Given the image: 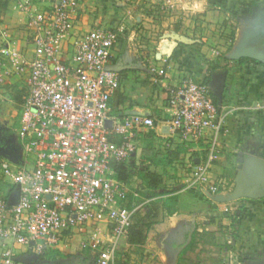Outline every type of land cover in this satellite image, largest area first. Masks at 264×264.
Wrapping results in <instances>:
<instances>
[{"label": "crops", "instance_id": "crops-1", "mask_svg": "<svg viewBox=\"0 0 264 264\" xmlns=\"http://www.w3.org/2000/svg\"><path fill=\"white\" fill-rule=\"evenodd\" d=\"M33 1L42 10L50 6V0ZM163 1L78 0L73 13V36L93 28L117 32L106 66L119 78V87L109 100L111 114L137 113L155 122L152 130L138 132L135 155L124 163L130 174L128 192L138 194L129 201L141 199L138 203L145 205V213L151 200H162L170 193L177 197V211L163 215L146 234L140 249L148 259H139L126 238L119 241L116 255L127 258L125 264H153L154 260L162 264H229L231 249L232 264H264V197L228 199L239 171L248 181H264V63L229 57L243 46L264 48V0H167L174 5L161 13L158 6ZM29 39L26 15L7 0L6 8H0V46L14 48L31 59ZM6 66H10L8 61ZM152 66L163 68L166 77L154 81ZM27 78V72L9 74L0 82V160L13 168L20 167L25 157L17 131ZM187 78L207 82L215 104L226 112L221 151L210 169L211 179L220 185L214 194L198 187L178 189L193 166L205 159L210 138L208 131L198 141L189 142L169 130L166 88ZM17 196L16 188L2 181L0 198L9 204ZM225 204L232 208L229 213L222 211ZM159 212L163 214L160 208ZM95 227L85 234L74 231L67 249L51 250L56 252L53 258L35 256L26 246L0 240V264L6 248L13 251L16 264H95V260H87L86 253L92 251H82L79 244L85 236L108 240L105 216ZM191 240L195 246L186 251ZM122 250L126 252L121 254Z\"/></svg>", "mask_w": 264, "mask_h": 264}, {"label": "built area", "instance_id": "built-area-1", "mask_svg": "<svg viewBox=\"0 0 264 264\" xmlns=\"http://www.w3.org/2000/svg\"><path fill=\"white\" fill-rule=\"evenodd\" d=\"M12 1L26 15L33 57L0 46V82L9 74L28 76L17 131L24 163L13 168L0 160L1 180L18 192L14 204L0 198V240L45 257L51 250L67 249L74 231L85 234L105 216L108 240L85 236L79 244L96 254L95 264H113L133 212L144 205L132 201L128 206L127 183L114 177V165L134 157L138 132L152 130L154 119L137 113L116 117L110 112V96L118 89L119 78L106 66L117 32L93 28L73 36L78 0H50L46 10L33 0ZM173 5L164 0L158 9L166 13ZM150 72L156 82L166 77L163 68L152 66ZM166 94L172 134L194 142L210 131L207 155L193 166L181 190L219 192L210 169L221 151L226 112L215 104L210 86L192 78L168 86ZM231 210L227 204L222 208L226 213ZM228 259L229 264L235 259L231 249ZM2 263L16 264L10 248L3 251Z\"/></svg>", "mask_w": 264, "mask_h": 264}, {"label": "trees", "instance_id": "trees-1", "mask_svg": "<svg viewBox=\"0 0 264 264\" xmlns=\"http://www.w3.org/2000/svg\"><path fill=\"white\" fill-rule=\"evenodd\" d=\"M7 6V0H1L0 8L4 9ZM244 58L239 59L238 61H241ZM207 83V82H205ZM214 100V99H213ZM215 102V101H214ZM114 177L122 182H127L130 178V174L128 173V169L126 168L125 164H116L114 165ZM152 183L156 185L155 180L152 178ZM151 196H156L154 192H149ZM132 194H129L128 197H133ZM138 201L141 199H137ZM137 201V202H138ZM131 202H129L128 206ZM177 197L175 193H170L164 196L162 200H151V203L148 205V210L143 213L140 211L133 212L131 216V224L128 227L127 233H126V242L130 246H134L136 253L139 254V259H148V254L143 253L140 249V247L145 243L146 240V234L149 231V229L152 227L153 224L160 221L163 215H171L177 211ZM130 207V206H129ZM131 208V207H130ZM159 208L163 211V214L160 215ZM195 246V241L191 240V242L187 245L186 251L193 249ZM56 252L49 251L46 256L53 258ZM127 258H124L123 256H117L115 255V259L113 264H125ZM153 264H162L158 260H154Z\"/></svg>", "mask_w": 264, "mask_h": 264}, {"label": "water", "instance_id": "water-1", "mask_svg": "<svg viewBox=\"0 0 264 264\" xmlns=\"http://www.w3.org/2000/svg\"><path fill=\"white\" fill-rule=\"evenodd\" d=\"M231 59H239L242 57H247L250 59H255L259 62L264 63V48L260 50H252L248 47H240L235 50L229 56ZM224 86V77L218 82V94L221 95ZM236 187L228 196V199L237 200L239 198H261L264 197V181H248L245 175L239 171L236 178ZM17 191V189H16ZM18 194V192H17ZM14 204V203H9Z\"/></svg>", "mask_w": 264, "mask_h": 264}, {"label": "rangeland", "instance_id": "rangeland-1", "mask_svg": "<svg viewBox=\"0 0 264 264\" xmlns=\"http://www.w3.org/2000/svg\"><path fill=\"white\" fill-rule=\"evenodd\" d=\"M166 13H167V12H166ZM1 183H2V180H1V178H0V184H1ZM134 184L137 185V183H134ZM181 186H182V185H181ZM181 186H179L178 189H180ZM132 190H133V189H132ZM134 190H135V189H134ZM142 193H143V192H142ZM148 193H149V192H148ZM144 206H145V205H144ZM144 206L142 205V206H141L139 209H137L136 211L143 212V211L145 210V207H144ZM123 238H126V235H125ZM123 238H122L121 240H123ZM122 243H123V241H122ZM80 250H81V249H80ZM82 251H83V250H82ZM86 252H87V251H86ZM86 252H85V253H86ZM121 252H124V253H125L126 251H123V250H122V251H120V253H121ZM131 253H134V251H132ZM118 254H119V253H118ZM121 254H122V253H121ZM134 254H135V256H138V254H136V253H134ZM86 255H87V260H88V261H90V260H92V261L95 260V261H96V258H97V257H96V254H95V253L93 254L92 252H90V253L87 252ZM119 256H120V255H119ZM92 261H91V262H92ZM92 263H94V262H92Z\"/></svg>", "mask_w": 264, "mask_h": 264}]
</instances>
